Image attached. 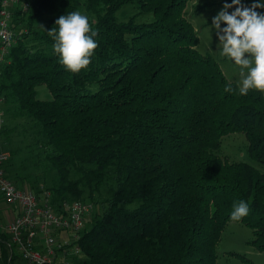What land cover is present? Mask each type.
<instances>
[{"label": "trees", "instance_id": "obj_1", "mask_svg": "<svg viewBox=\"0 0 264 264\" xmlns=\"http://www.w3.org/2000/svg\"><path fill=\"white\" fill-rule=\"evenodd\" d=\"M20 2L29 9L25 17L13 11V28L22 17L29 28L38 20L42 27L17 34L0 67V98L9 105L0 127L9 152L3 168L17 187L29 182L28 168L36 176L52 171L46 190L55 204L106 190L101 213L77 241L79 263L216 264L230 221L250 228L251 245L263 251L264 173L218 151L223 136L242 132L248 155L264 166V95L241 93L197 50L188 0ZM128 3L139 10L118 21ZM79 7L94 16L98 46L86 69L71 72L47 31ZM140 13L152 20L137 22ZM41 85L49 99L37 97ZM240 199L249 213L234 220Z\"/></svg>", "mask_w": 264, "mask_h": 264}, {"label": "built area", "instance_id": "obj_2", "mask_svg": "<svg viewBox=\"0 0 264 264\" xmlns=\"http://www.w3.org/2000/svg\"><path fill=\"white\" fill-rule=\"evenodd\" d=\"M16 9L24 13L29 5L20 0H0V67L16 41L12 26ZM3 114L0 98V127ZM8 158L9 152L0 141V195L7 205L18 208L17 215L0 229L7 237L4 240L7 264H80L81 249L77 241L92 204L81 200L55 204L48 190L36 193L18 188L4 172L3 164Z\"/></svg>", "mask_w": 264, "mask_h": 264}, {"label": "rangeland", "instance_id": "obj_3", "mask_svg": "<svg viewBox=\"0 0 264 264\" xmlns=\"http://www.w3.org/2000/svg\"><path fill=\"white\" fill-rule=\"evenodd\" d=\"M252 2L253 0H242V3L246 6L250 5ZM224 3L225 2L223 0H188L184 14L197 33V50L203 55H209L212 57L219 64L224 76L229 81H234L240 86L239 82L241 76L239 66L234 65L228 57L221 55V45L218 41L216 31L211 28L213 16L219 11ZM78 10L88 15L90 24L93 26L95 21L94 16L87 12L83 7H79ZM138 10L137 3H128L121 6L115 13V16L118 21H125L129 16L135 14ZM27 11L21 15H24L25 17V13H27ZM258 11H264V9H259ZM24 17H22L23 19L21 22L16 23L15 28H13L16 35L22 32H27L32 28L40 29L42 27V21L38 20L32 24L33 26H31V28H29ZM135 20L137 22L150 21L152 20V14L140 13L136 16ZM36 89L38 98L49 99L51 97L44 85H41ZM260 91L264 95V90ZM8 107L9 105L5 104V108H3V117L5 122L7 121L6 118L8 112L6 109ZM218 153L220 156L229 161L247 162L255 167L260 173H264V166L248 155L247 140L242 132L229 133L223 136ZM16 161V159H10L9 167H13L14 169V165H12V163ZM26 170L31 173V176L28 177V183L30 184L24 183L22 186L18 185L19 188L26 190H33V188H37L42 192L51 185L53 177L52 171H38V176H36L31 168ZM82 196L83 198L81 201H86L92 204L91 211L84 217V228H88L92 224L93 220L101 213L102 201L106 197V190L103 188L100 195L94 193L92 198L88 197V192L85 190ZM4 205L7 204L0 195V207ZM1 213L2 212L0 211V225L5 222ZM252 238L253 235L250 228L237 221L228 222L222 230L220 240L216 246V264H248L247 261L252 264H264V250L259 251L252 246L250 243ZM1 250L0 243V254ZM4 263V259L0 257V264Z\"/></svg>", "mask_w": 264, "mask_h": 264}, {"label": "clouds", "instance_id": "obj_4", "mask_svg": "<svg viewBox=\"0 0 264 264\" xmlns=\"http://www.w3.org/2000/svg\"><path fill=\"white\" fill-rule=\"evenodd\" d=\"M259 9H264V0L247 6L242 0H226L211 21L221 55L239 66L240 92L245 94L250 88L264 90V11ZM47 33L54 54L67 70L79 72L91 63L98 41L87 14L80 10L62 14ZM249 208L246 200L234 201L230 217L239 220L248 215Z\"/></svg>", "mask_w": 264, "mask_h": 264}, {"label": "crops", "instance_id": "obj_5", "mask_svg": "<svg viewBox=\"0 0 264 264\" xmlns=\"http://www.w3.org/2000/svg\"><path fill=\"white\" fill-rule=\"evenodd\" d=\"M1 214L3 215V218L5 222L0 225V229L7 224L10 220H12L18 213V208L16 206L12 205H4L0 207Z\"/></svg>", "mask_w": 264, "mask_h": 264}]
</instances>
